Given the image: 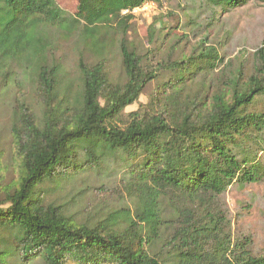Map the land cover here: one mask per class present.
Here are the masks:
<instances>
[{"label":"trees","instance_id":"obj_1","mask_svg":"<svg viewBox=\"0 0 264 264\" xmlns=\"http://www.w3.org/2000/svg\"><path fill=\"white\" fill-rule=\"evenodd\" d=\"M148 2L173 8L154 20L143 55L123 11ZM250 4L264 0H78L76 14L56 0H0V105L14 92L18 158L0 199V264H264L236 236L227 201L235 185L264 183V40L249 52L231 46L234 32L212 39ZM67 48L79 51L73 70ZM94 180L120 207L78 217L70 207Z\"/></svg>","mask_w":264,"mask_h":264},{"label":"rangeland","instance_id":"obj_2","mask_svg":"<svg viewBox=\"0 0 264 264\" xmlns=\"http://www.w3.org/2000/svg\"><path fill=\"white\" fill-rule=\"evenodd\" d=\"M59 7L70 14H76L78 8V0H56ZM148 4V3H147ZM172 5H164L163 8L158 6L147 8L145 10H136L134 12V21H132V29L128 33V43L133 45L143 55L148 51L150 44L149 30L154 20L158 17L168 14ZM168 23L175 25L176 19L169 18ZM221 34L219 38L212 37L214 41L224 39L226 33L234 32V39L230 41L231 46L245 43L249 45V52H252V46L261 44L264 40V6H255L250 4L247 7L237 9L234 13L224 16L219 24ZM196 42H192L194 46ZM188 48V49H189ZM242 50L238 48L237 51ZM79 51L75 48H67L62 52L61 56L67 60L70 70L76 66ZM90 62H95L96 59L87 56ZM108 66L113 80L122 79L124 77L122 69V61L118 52L108 56ZM157 84L154 82L140 97L137 104L129 107L126 110V115L135 112L141 105L149 102V96L156 90ZM14 92L8 94L6 102L0 105V199L5 198V188H9L18 178V158L12 147V138L9 132L10 128V101L14 98ZM2 103V102H1ZM264 159V155H263ZM96 188L90 189L89 193L83 196L76 209H72L73 214L78 217H87L89 215H102L101 209L95 207H106L108 210L119 209L122 200L120 197L111 193H104L98 188L102 186L100 182L94 180ZM69 189L56 190L51 193L52 200L63 201L68 195ZM227 201L232 210L234 218V231L236 236L249 237L253 240L255 253L264 255V183L241 188L237 185L233 186L227 196ZM99 203H103L99 206ZM90 205L92 208L86 210L84 206ZM83 206V207H81ZM95 206V207H94ZM127 207L131 206L126 205ZM97 207V208H98Z\"/></svg>","mask_w":264,"mask_h":264},{"label":"built area","instance_id":"obj_3","mask_svg":"<svg viewBox=\"0 0 264 264\" xmlns=\"http://www.w3.org/2000/svg\"><path fill=\"white\" fill-rule=\"evenodd\" d=\"M155 6H156V5H155L153 2H148V4L146 3L144 6H142V7H140V8H135V9H133V10H129V9H127V10L123 11V14H124V15H130V14L134 15V12H135L136 10H145V9H147V8H152V7H155Z\"/></svg>","mask_w":264,"mask_h":264}]
</instances>
